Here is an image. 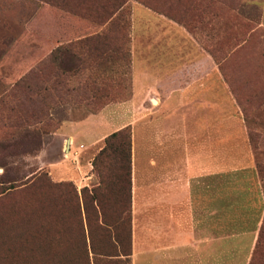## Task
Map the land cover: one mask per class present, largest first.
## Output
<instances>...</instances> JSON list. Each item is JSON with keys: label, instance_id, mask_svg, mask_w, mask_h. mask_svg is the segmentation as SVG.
Listing matches in <instances>:
<instances>
[{"label": "rangeland", "instance_id": "rangeland-1", "mask_svg": "<svg viewBox=\"0 0 264 264\" xmlns=\"http://www.w3.org/2000/svg\"><path fill=\"white\" fill-rule=\"evenodd\" d=\"M75 2L0 0V189L13 186L0 194V239L19 216L30 226L44 215L62 221L67 264H95L96 256L97 264H118L117 256L131 253L128 182L99 186L93 166H83V154L97 153L123 120L118 104L130 96L131 9L146 2L186 27L210 52L213 121L233 114L245 127L256 168L226 164L225 174L212 175L213 216L218 210L222 215L221 223L213 217V246L220 242L222 249L213 252L212 264H249L259 227L246 217L259 199L255 169L264 197V0H127L120 15L100 26L94 16L102 11L101 2L91 6V16L75 13ZM93 31L102 33L98 42H78ZM228 103L236 110L217 109ZM95 114L93 128L72 149L47 135L61 119ZM232 123L230 130L240 133ZM88 132L99 136L100 145H91ZM58 161L63 174H50L46 167ZM95 190L111 228L97 221ZM262 231L257 264H264V226ZM104 253L114 255L108 259ZM130 255L123 264L150 263L146 255Z\"/></svg>", "mask_w": 264, "mask_h": 264}, {"label": "crops", "instance_id": "crops-1", "mask_svg": "<svg viewBox=\"0 0 264 264\" xmlns=\"http://www.w3.org/2000/svg\"><path fill=\"white\" fill-rule=\"evenodd\" d=\"M129 36L130 96L118 104L124 117L111 132L131 130L130 256L146 255L149 264H212L213 252L222 249L220 242L213 246V217L221 223L222 215L218 210L213 216L212 175L225 174L226 164L256 168L245 127L233 114L213 121V58L186 27L134 4ZM217 109L236 107L228 103ZM96 117L61 119L47 135L72 149ZM232 121L240 133L230 130ZM91 132L86 134L91 145H100L102 140ZM83 155V166L91 167L96 153ZM60 163H50L46 170L62 175ZM255 174L259 199L246 217L258 225L264 197L256 169Z\"/></svg>", "mask_w": 264, "mask_h": 264}, {"label": "trees", "instance_id": "trees-1", "mask_svg": "<svg viewBox=\"0 0 264 264\" xmlns=\"http://www.w3.org/2000/svg\"><path fill=\"white\" fill-rule=\"evenodd\" d=\"M98 2H101L100 7H102V11L97 12L94 19L97 21L96 24L100 26L112 21L113 18L120 15L127 0H107L105 5L102 4V0H76L73 7L77 10L75 13H78L79 11L80 15L91 16L89 15L92 14L91 6L96 5ZM144 4H146V7L156 11L154 6L152 7L146 2ZM156 12L162 13L160 11ZM162 14L166 15L165 13ZM101 36L102 33L98 31L85 33L80 37L78 42H98V39ZM75 53L73 52V54ZM104 142V146H102L92 159L93 170L99 180L98 185L101 186L106 181H119L122 178L126 179L128 182L130 213L131 130L129 127H123L113 131L105 137ZM12 187L13 186L1 188L0 194H3ZM92 199L96 201L99 208L97 221L101 226L111 228L113 221L107 220L106 216H104L103 206H100L101 203L98 199L96 190L93 192ZM21 219L19 216V219L14 223L12 230L6 228L4 238L2 240L0 239V264L2 262L4 264H67L65 258V245L64 241L62 242V221L60 219V221L57 220L51 222L50 216L43 215L42 217L37 218V221L35 220V225L32 224L30 226L26 225V222ZM87 224L88 229L89 223L87 222ZM263 226L264 215L258 227L257 238L253 247L254 251H252V257L249 264H257L255 253L258 244L261 242ZM88 234L90 246L91 248H94V238L90 231H88ZM83 242L86 245L85 237ZM104 254L108 256V259H112L114 255L107 253ZM129 255L130 252L125 254V258H118L117 256L116 262H118V264H123V261L127 262ZM98 260L99 256H96L95 264L98 263ZM111 262L113 261L108 260V263Z\"/></svg>", "mask_w": 264, "mask_h": 264}, {"label": "water", "instance_id": "water-1", "mask_svg": "<svg viewBox=\"0 0 264 264\" xmlns=\"http://www.w3.org/2000/svg\"><path fill=\"white\" fill-rule=\"evenodd\" d=\"M69 147V144L67 143V148Z\"/></svg>", "mask_w": 264, "mask_h": 264}]
</instances>
